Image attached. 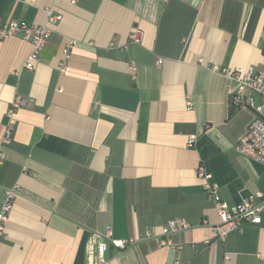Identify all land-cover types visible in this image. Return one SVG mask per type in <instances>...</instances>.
I'll return each mask as SVG.
<instances>
[{"label": "crops", "instance_id": "crops-1", "mask_svg": "<svg viewBox=\"0 0 264 264\" xmlns=\"http://www.w3.org/2000/svg\"><path fill=\"white\" fill-rule=\"evenodd\" d=\"M47 8L58 20L32 70L30 42L0 40V140L25 100L0 146V206L20 192L0 264H264V213L216 239L197 176L204 166L228 204L264 194V165L233 149L255 113L231 107L236 83L212 70L264 73V0H0V25L44 24ZM173 218L189 224L168 236L178 251L160 244ZM108 232L136 242L118 250Z\"/></svg>", "mask_w": 264, "mask_h": 264}, {"label": "built area", "instance_id": "built-area-1", "mask_svg": "<svg viewBox=\"0 0 264 264\" xmlns=\"http://www.w3.org/2000/svg\"><path fill=\"white\" fill-rule=\"evenodd\" d=\"M47 22L39 25H27L21 20H9L0 25V40H5L11 36H19L21 40L30 42L32 51L27 56L24 67L32 70L34 62L38 59L41 50L45 47L50 37L51 29L48 24L57 22L58 15L52 14V10L47 8ZM141 38L140 31L134 28L130 34V39L138 42ZM73 46L70 41L65 49V57L68 58L69 51ZM264 52V45H263ZM161 60L158 61L160 63ZM59 70L64 71L63 63L59 64ZM212 70L220 73L226 78L236 83V88L230 97V105L233 108L246 104L254 111V117L249 123L247 130L239 139L233 149L236 153L259 161L264 165V73L256 71L252 66L244 68H229L212 66ZM252 95L260 98V103H255ZM25 105V100L21 96H15L5 113V128L3 136L0 140V146L8 145L11 141L14 128V114L17 109ZM190 106L191 102L187 101ZM194 136L190 137L189 145H191ZM3 154L0 152V162ZM197 176L202 182V187L206 197L212 202L213 207L219 217V223L214 227V237L223 241L226 234L233 228L242 223L249 222L258 224L261 222V215L264 213V194L260 191L253 192L244 197L238 204H228L224 201L216 184L211 181V174L206 171L204 166H199ZM18 186L6 188L4 190V200L0 206V237L3 235L5 223L8 215L13 207V203L17 195H19ZM189 224L183 218H173L168 220L161 228L160 244L168 246L174 251L182 248L181 244H174L168 237L170 234L186 230ZM155 236L150 230L145 233V238ZM106 239L110 241L112 246L118 250H123L136 242L134 237L127 238H111V234H106ZM106 245L103 238L97 244V260L104 262L103 254Z\"/></svg>", "mask_w": 264, "mask_h": 264}, {"label": "water", "instance_id": "water-1", "mask_svg": "<svg viewBox=\"0 0 264 264\" xmlns=\"http://www.w3.org/2000/svg\"><path fill=\"white\" fill-rule=\"evenodd\" d=\"M186 1L191 2V1H193V0H186Z\"/></svg>", "mask_w": 264, "mask_h": 264}]
</instances>
